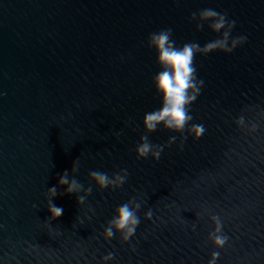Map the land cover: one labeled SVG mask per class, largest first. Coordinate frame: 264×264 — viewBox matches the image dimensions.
Listing matches in <instances>:
<instances>
[{"label": "water", "instance_id": "95a60500", "mask_svg": "<svg viewBox=\"0 0 264 264\" xmlns=\"http://www.w3.org/2000/svg\"><path fill=\"white\" fill-rule=\"evenodd\" d=\"M207 8L236 22L230 40H247L195 57L204 83L189 127L206 131L183 139L160 125L147 135L161 158L138 159L143 118L161 107L148 37L171 28L177 47H203L222 35L190 22ZM75 160L92 192L82 205L83 191L58 194L63 214L50 221L48 188L65 192L59 176ZM125 169L115 190L89 179ZM133 197L135 234L106 240ZM213 215L222 248L209 239ZM213 252L215 264H264V0H0V264H209Z\"/></svg>", "mask_w": 264, "mask_h": 264}, {"label": "clouds", "instance_id": "9594fccd", "mask_svg": "<svg viewBox=\"0 0 264 264\" xmlns=\"http://www.w3.org/2000/svg\"><path fill=\"white\" fill-rule=\"evenodd\" d=\"M190 22H196L197 30H201L205 24L214 33H221L218 39L212 40L201 47L198 43H185L181 47L176 46V42L171 38L172 29H164L159 32L151 33L148 37L147 46L154 49L157 54V64L160 66L159 71L153 77V84L156 93L161 97V107L157 110L148 112L143 118V125L146 134L140 137V143L136 146V155L138 159H145L149 156L153 160L159 161L164 145H154L150 143L147 133L157 130L158 126L169 131L180 133L183 137L185 130L194 137L199 139L206 129L202 124H192L189 127L193 117L190 114V105L199 96L204 81L197 79V70L194 64L197 54L208 55L215 51H221L226 54L232 53L237 46L243 44L246 36L236 37L230 40V35L235 27L234 20H228L226 13H220L215 9L207 8L199 12H193L189 17ZM238 126H244V118L241 116L236 121ZM256 126L253 125L250 131H255ZM117 136L120 133L116 134ZM187 137H183L186 139ZM176 140L173 136L168 140L171 145ZM183 147V141L181 143ZM79 170V161L75 160L71 167L70 175L68 170L59 176L58 186H67L64 193H58V187L48 188L47 208L50 212L49 220H55L63 214V209L53 203L54 198L58 194H79L83 191V195H77V203L84 204L88 195L92 192V187H84L74 176ZM89 179L103 191L106 188L112 190L118 189L126 183L128 179L127 170L116 172L109 176L106 172L90 171ZM141 208V202L133 197L129 201L123 203L116 208L115 214L108 221L103 236L106 240H111L116 233L120 234L121 243L127 242L136 231L140 223V217L137 215ZM146 219L152 218V212L149 210L145 214ZM211 220L215 227L209 234V239L217 248H222L227 243V237L222 235V222L218 216H211ZM219 256L218 252L212 253L209 264H215ZM105 261L113 259V254L109 253L103 257Z\"/></svg>", "mask_w": 264, "mask_h": 264}]
</instances>
